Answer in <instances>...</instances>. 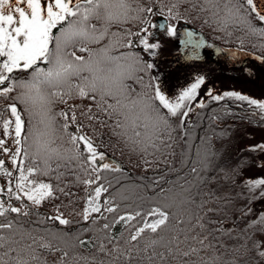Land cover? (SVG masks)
<instances>
[{"label": "snow or ice", "instance_id": "6c2138e0", "mask_svg": "<svg viewBox=\"0 0 264 264\" xmlns=\"http://www.w3.org/2000/svg\"><path fill=\"white\" fill-rule=\"evenodd\" d=\"M186 2L47 0L42 5V0H0V99L6 101L0 108V148L9 153L12 165L9 169L5 160L0 159V176L5 181L0 184V264H50L49 255L55 256L51 264H143L144 260L147 264H216L218 256L200 254L209 248L215 253L217 243L232 250V264H264V210L254 212L249 207L241 211L231 228H226L221 219H209V223L218 227L204 236L189 235L194 228H207L201 215L207 201L197 203L193 195V189L199 194L201 172L212 166L211 157L216 155L204 137L194 153L191 145L181 146V160L189 178H184L182 168L176 181L183 184L167 191L161 188L164 197L154 200L148 208L136 205L121 210L116 201L133 196L125 197L119 191L101 197L102 192L108 191L104 185L105 173L123 171L120 164L109 162L105 151L100 150L105 137L109 143L115 139L114 149L122 145L133 153L148 155L149 148L156 151L161 147L171 148L169 142L175 139L177 123L182 124L188 115L187 106L196 99L206 79L204 75H196L172 99L159 82H153L155 77H150L146 84L140 75L153 67L140 54L143 51L155 55L151 50L159 46V41L149 42L153 30H164L169 37H175L173 21L183 19L187 24L189 20L180 11ZM198 6L201 12H208L205 23L216 24L215 30L231 35L229 25H239L249 34L261 37L264 47V5L258 6L257 0H202ZM196 7V3L189 4V8ZM157 12L164 17L159 23L151 19ZM130 22L137 25L135 31L123 27ZM195 37L196 33L185 27L179 43L198 50L206 40L203 36ZM190 55L199 53L193 51ZM259 59L264 61V57ZM18 72L27 79L17 78ZM212 91L211 87L207 88L212 100L222 99L219 94L212 95ZM73 94L93 102L87 107L86 118L99 121V128L91 125L97 139L81 131L85 125L77 121L75 106L71 114L68 110L55 109L57 103H66ZM223 95L250 102L264 119V100L237 91H226ZM199 102L203 104V100ZM93 107L102 116L92 114ZM9 138L11 149L7 146ZM185 147L191 154L190 160L184 157ZM249 147L264 150V143ZM172 155L175 156L174 150ZM143 162L147 167L148 162ZM61 168L65 169L63 173ZM62 175L74 177V182L63 181L66 187L79 183L93 186L79 213L82 221H91L90 226L82 224L74 231L26 229L21 218L31 215L38 217L37 224H73L60 205L54 206L55 215L38 211L46 201L58 198L57 192L74 195L65 192L59 183L41 178L54 176L56 181H61ZM244 189L238 195L246 203L264 201V177L247 178ZM230 202L222 199L224 205ZM241 218L242 228L236 222ZM101 220L104 222L99 224ZM117 223L130 229L127 237L123 231H113ZM88 232L92 235H84ZM212 233L216 235L205 244ZM221 236H227L233 243L225 245L219 239ZM189 240L194 243L186 244ZM78 247L94 251L82 255L76 251ZM134 253L140 257L139 262ZM191 256L197 260L184 259Z\"/></svg>", "mask_w": 264, "mask_h": 264}, {"label": "rangeland", "instance_id": "374dc122", "mask_svg": "<svg viewBox=\"0 0 264 264\" xmlns=\"http://www.w3.org/2000/svg\"><path fill=\"white\" fill-rule=\"evenodd\" d=\"M46 2L47 0H42V5L46 4ZM170 2L171 0H164L165 4ZM192 3L197 4L195 9L189 8V4ZM199 3H202V0H187V2L181 6L180 11L189 17L187 23L190 24L191 27L196 28L204 34L210 44L219 45L223 52L218 57L217 62H211L208 58L204 63L194 64L189 67L181 65L176 68L174 67L175 61H173V56L178 53L177 45L180 37L179 32L185 24V21L183 19L173 21L176 25L175 37H169L166 31L159 32L158 30H153V35L149 42L156 43L159 41V46L156 49L151 50L155 55L143 51L140 53L146 62H151L153 64V67L146 73L140 74L143 75L146 84L149 82L150 77H155V81L153 82H159L162 90L165 91L170 98L175 99L184 87H187L194 81L196 75H204L206 79L198 89L196 99L187 106L188 115L184 117L182 124L177 123L176 131L173 133L175 139L174 141L169 142L172 144L171 148L164 149L161 147L160 151L149 148L148 155H145L143 152L133 153L122 145H116L114 149L112 145L116 144L115 139L109 143V140L106 137L108 141L106 145L109 149L105 150L103 144H100V150L105 151L106 157L111 155L116 159V162L123 163L128 169L141 170L145 165L143 161H147L150 166L156 167L158 165L170 164L175 161L177 157L179 158L178 155L181 153V146H184V144L190 140V137L186 135L187 124L194 119L199 109H208L207 104L210 101H215L207 94L208 87L212 88V95L219 94L222 96L221 100L216 101L218 103L224 101L223 99L226 96L223 94L226 91H237L254 99L264 100V61L259 59V57H264V47L261 46L262 38L249 34L247 29L242 28L239 25H229V30L232 33L231 35L215 30L216 24L205 23V17L208 16V12H201L198 6ZM257 3L258 6L264 5V0H257ZM158 14L159 13L157 12L151 16V19L154 22L158 18ZM93 22L95 23V21ZM254 23L259 24L258 21H254ZM123 27H132L135 31L137 25H133L130 22ZM89 46L94 47V45ZM124 50L125 49H118V51ZM78 55H81V53ZM244 61L246 64L243 68L237 70L230 68L234 65H240ZM21 77L27 79L26 75L18 72L17 78ZM229 98H234L233 101H240L236 97ZM78 99L81 106H88L93 103L88 99H80L79 97L74 96L71 101L67 100L66 103H57L55 109L57 111L61 109H72V106L77 103ZM201 100H203V104H200L199 101ZM4 103H6V101L0 100V108L3 107ZM225 104L228 105V103ZM75 111L81 114L80 109H75ZM92 114L102 116L99 109H92ZM88 115L89 113L87 112V109H83V115L77 121L85 125V127L81 129L82 132L97 139L93 133H89L88 131H93L91 125L99 128V121H90L86 118ZM102 118L106 119V117ZM262 143H264V125L259 126L255 123L239 125L231 137L225 142V147L220 154L222 163L226 162L225 168L230 169L231 167H234V169H237L238 171V176L236 172L231 175L234 178L233 181H229V176H223L221 180L217 181V184L215 183L217 185L215 192L219 205L223 212H225L224 217L226 216L229 219L228 222L224 223L226 228H231L233 226V219L239 217L241 211H247V208L249 207H251L254 212L264 210V201L255 200L251 203H246L244 197L238 195L245 190L244 181L247 178L264 177V167L261 166L264 164V150L249 147L250 145H259ZM7 146L10 149L12 148L11 138L8 139ZM173 150L175 151V156L172 155ZM8 156L9 153H4L2 148H0V159L5 160V166L11 169L12 165L10 160H8ZM165 157L166 162L164 159ZM72 171L77 170L73 169ZM41 178L46 179L45 177ZM51 180L54 184L59 183L61 187H64L65 192H71L74 195H72L71 200L69 198L70 196L68 197L57 192L58 198L46 201L48 205H56L62 200V197L64 199L66 197V202L70 204L71 208H74L75 206H79V200L82 198V195L78 194V192L80 190L88 192L93 188V186H86L83 183L66 187L63 181L74 182V177L71 175H62L61 181H56L55 177ZM4 183V178L0 176V184ZM74 187L77 188L73 189ZM222 199H228L231 202L228 205H224ZM225 208L227 211H225ZM47 210L50 216L56 214L55 208L49 207ZM64 215L68 217L67 214ZM236 222L241 228L244 226L243 218Z\"/></svg>", "mask_w": 264, "mask_h": 264}, {"label": "trees", "instance_id": "16d2710c", "mask_svg": "<svg viewBox=\"0 0 264 264\" xmlns=\"http://www.w3.org/2000/svg\"><path fill=\"white\" fill-rule=\"evenodd\" d=\"M96 47V45H94ZM79 54V52L77 53ZM81 55H86V53H81ZM76 96L73 94V97ZM2 100V99H0ZM72 100V98L68 99ZM224 101L218 103L216 101H210L207 104L208 109H199L194 119L187 124L186 126V135L190 137V140L184 144V146L191 145L192 152L195 151V146L200 144L201 137L206 138L211 145L212 150L216 153L212 160V166L207 169L205 172H201V177L203 178L202 183L198 182L199 194H197V189H193V195L195 196L197 203L201 200L207 201L201 209V215L203 217V222L207 225L205 229L194 228L192 233L189 235H194L199 233L200 236L206 235L212 229L218 227L215 224L209 223V219H221L223 223L228 222V217H224L225 212H223L221 206L219 205L218 199L216 197V184L217 181L221 180L223 176H226L227 172L229 176V181H233V175L235 172L238 176L237 169L231 167L230 169L225 168L226 162L222 163V159L220 158V154L222 153L225 142L227 139L231 137L236 128L241 124H258L259 126L264 125V119H261L257 114L259 109L256 106H253L248 101H233L234 98L225 97ZM225 103H228L225 104ZM221 104V105H220ZM70 106V105H68ZM75 109L77 105L74 104ZM72 106V108H73ZM69 114H71V109H67ZM82 115L76 112V119L81 118ZM89 133H93V131H88ZM225 140V141H224ZM108 143L106 137L104 141L100 144H103V148L108 150L109 147L106 145ZM190 153L187 151V147H185L184 157L185 159L190 160ZM175 161L170 164L158 165L156 167H152L148 164L147 167L142 168L141 170H132L128 169L123 163H121L123 171H109L105 173L106 180L104 181L105 187H107V193L102 192L101 197L104 195H113L118 191L121 195L128 197L133 196L132 199H118L116 202L121 205V210H125L126 206L135 207L136 205H140L143 208H148L151 203L155 201H159L164 197V193L160 192L161 188H164L167 191L169 188L175 189L183 184V181L177 183L176 177L180 173L183 168V161L181 160V153L178 155ZM155 162V161H154ZM152 163V162H151ZM61 172H64L65 169L61 168ZM184 178H189V173L187 168H183ZM46 179H52L53 177H45ZM159 178V179H157ZM171 181V183H169ZM216 183V184H215ZM123 186V188H122ZM78 187V186H77ZM74 187L73 189L77 188ZM92 190L85 192L80 190L78 194L82 195V198L79 200V206H75L74 208L70 207L68 204L67 198L62 197V200L58 202L56 205H60L61 211L64 214L68 215V218L73 221V224L70 226L60 225L58 222H45L44 224H37L36 221L38 219L37 216L31 215L28 217H22L21 222L24 224L26 229H31L34 227L39 228H64L66 231H74L80 228L83 224L84 226H90L91 221L85 222L82 221L79 213L82 211L84 207L85 197L90 194ZM135 196H139L141 199H135ZM69 197V196H68ZM72 200V196L69 197ZM65 200V201H64ZM55 205H48L46 202L41 206L38 211L50 216L48 212V208H55ZM208 208H219L220 211H212L206 212L205 209ZM130 210V209H129ZM40 217L39 219H42ZM111 219V214H109V220ZM139 219V218H137ZM104 221L101 220L99 224H102ZM194 223V221H193ZM99 224L97 226H99ZM126 226L117 223L114 226L113 231L116 233H120L123 231V235L127 237L128 231ZM86 236H91L92 233H84ZM216 235L212 233V235L208 236L204 242L205 244L209 243L212 240V236ZM221 241L225 245H230L233 243L227 236L219 237ZM194 241H187L186 244H192ZM142 246V244H141ZM185 245H182V247ZM198 246V245H197ZM77 252L82 255H86L89 252L94 250L86 249V248H77ZM151 250H149L150 252ZM59 253L56 254L58 256ZM136 256V254H133ZM148 255V254H142ZM201 257L204 256H212L216 255L219 259L216 261V264H232L233 252L228 247H220V245L216 244V252L213 253L212 249H205L201 252ZM48 260L51 264V261L55 259V256L49 255ZM185 260L191 259L192 261H196V256L184 257ZM237 259L247 260V257H237ZM137 262L140 261V257L136 256ZM143 264H147V260L143 261Z\"/></svg>", "mask_w": 264, "mask_h": 264}, {"label": "water", "instance_id": "95a60500", "mask_svg": "<svg viewBox=\"0 0 264 264\" xmlns=\"http://www.w3.org/2000/svg\"><path fill=\"white\" fill-rule=\"evenodd\" d=\"M162 20H164V18H159V19H157V23H159L160 21H162ZM188 28L189 30H192V31H194L195 33H196V39H198V38H200L201 36H203L204 37V39L206 40V44L203 46V47H201L200 49H198V50H196V51H198V53L199 54H202V50H203V48H205L206 46H207V44H208V42H207V39L205 38V36L204 35H202V34H200V33H198L197 31H196V29H194V28H190L189 27V25L188 24H185L184 26H183V28ZM182 28V29H183ZM182 29H181V31H182ZM181 31H180V34H181ZM178 46H179V48H180V50H183L184 48H187V47H193L192 45H181L180 43L178 44ZM218 47L217 46H213V49L214 50H216ZM216 52L218 53L219 51H217L216 50ZM177 58H179V56H176L175 57V59H177ZM192 60L193 59H191V58H186L185 60H184V63L185 64H189V63H191L192 62ZM197 61H203L204 60V57H202V58H198V59H196ZM243 66V64H241L240 66H239V68H241ZM234 68H237V66L236 67H234ZM110 159V158H109ZM111 160L113 161L114 159H112L111 158Z\"/></svg>", "mask_w": 264, "mask_h": 264}, {"label": "flooded vegetation", "instance_id": "af4514ba", "mask_svg": "<svg viewBox=\"0 0 264 264\" xmlns=\"http://www.w3.org/2000/svg\"><path fill=\"white\" fill-rule=\"evenodd\" d=\"M43 1H45V0H43ZM211 47H212V45L209 43L208 46L203 50V55L206 57V61H207L208 58H210L212 56V52L213 51H212ZM193 51L194 50H192L191 48H188V49L184 50L185 55L181 56V58L178 60V62H175L176 66L180 67L182 65V60L185 59V58H188L189 56H192L194 59L197 58L198 57L197 55H190V53H192ZM220 55H218L215 58L216 62H217V59H218V57Z\"/></svg>", "mask_w": 264, "mask_h": 264}]
</instances>
